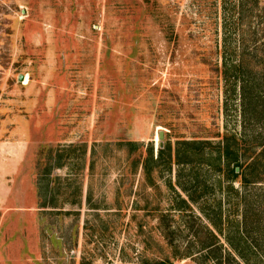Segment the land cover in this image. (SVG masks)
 Returning <instances> with one entry per match:
<instances>
[{
	"label": "rangeland",
	"instance_id": "374dc122",
	"mask_svg": "<svg viewBox=\"0 0 264 264\" xmlns=\"http://www.w3.org/2000/svg\"><path fill=\"white\" fill-rule=\"evenodd\" d=\"M262 38L264 0H0V264H264V112L222 71Z\"/></svg>",
	"mask_w": 264,
	"mask_h": 264
},
{
	"label": "trees",
	"instance_id": "16d2710c",
	"mask_svg": "<svg viewBox=\"0 0 264 264\" xmlns=\"http://www.w3.org/2000/svg\"><path fill=\"white\" fill-rule=\"evenodd\" d=\"M258 44L256 46L259 47V59L255 63V65L251 66L250 68L246 69L247 65V59L246 57H241V55L244 53L243 48L240 50V58H238L236 61L230 62L226 61L223 62L225 67L222 71H224V77L225 80H229L232 78V80L237 79L238 80V88H239V95L242 105L244 103H253L252 107V113L262 110L264 112V106L260 109L256 110V105L254 103L255 99L258 97H262L261 99L264 100V38H262L260 41L257 42ZM233 135L229 134L228 138H232ZM227 138V136H226ZM233 145L236 143L235 140L232 141ZM264 148V145L262 146ZM159 146V150H160ZM222 157L226 159V164H228V161H233L235 165L240 166V163L238 162V149L236 146H231L227 140L222 145ZM263 150H259L257 152L258 154L262 153ZM257 154V155H258ZM248 156H251L250 153L247 154ZM177 161H190L193 159V157H185V156H176ZM218 160V156L215 157ZM257 156H253L252 162L254 159H256ZM249 164L251 162H248ZM234 165V166H235ZM234 166L231 167L230 171L232 173V176L236 174V171L234 169ZM246 180V179H244ZM153 264H168L167 261L160 260ZM218 264H221L219 261Z\"/></svg>",
	"mask_w": 264,
	"mask_h": 264
},
{
	"label": "water",
	"instance_id": "95a60500",
	"mask_svg": "<svg viewBox=\"0 0 264 264\" xmlns=\"http://www.w3.org/2000/svg\"><path fill=\"white\" fill-rule=\"evenodd\" d=\"M21 74H19V76H18V78L20 79L21 78ZM161 135H162V130H159L158 131V137H161ZM237 167H235V169H236Z\"/></svg>",
	"mask_w": 264,
	"mask_h": 264
}]
</instances>
